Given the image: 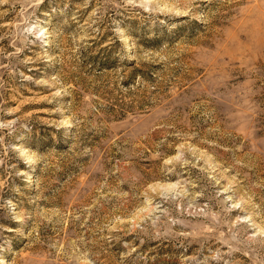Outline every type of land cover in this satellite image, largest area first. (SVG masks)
<instances>
[{"label":"rangeland","instance_id":"obj_1","mask_svg":"<svg viewBox=\"0 0 264 264\" xmlns=\"http://www.w3.org/2000/svg\"><path fill=\"white\" fill-rule=\"evenodd\" d=\"M0 264H264V0H0Z\"/></svg>","mask_w":264,"mask_h":264}]
</instances>
